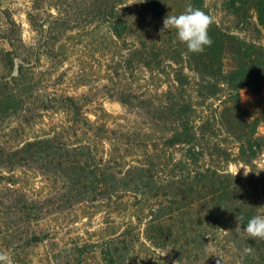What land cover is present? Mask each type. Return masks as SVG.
<instances>
[{"label": "trees", "instance_id": "trees-1", "mask_svg": "<svg viewBox=\"0 0 264 264\" xmlns=\"http://www.w3.org/2000/svg\"><path fill=\"white\" fill-rule=\"evenodd\" d=\"M125 1L32 0V42L23 39L12 11L0 9V167L11 173L35 165L42 176L61 183L44 208L25 194L14 201L15 224L39 222L50 207L100 203L120 210L124 219L121 232L105 242L106 264L137 260L134 250L142 239L166 250L175 264H194L220 232L230 233L239 264H264V240L234 231L236 216L245 218L243 229L248 219L264 214V186L255 166L264 152V135H258L264 110L251 117L239 94L264 90V47L214 22L212 45L191 53L173 43L175 30L160 29L167 15L182 13L189 3L212 16L206 0H143L123 7ZM221 2L240 29L253 4L264 29V0ZM91 25H106L111 34L106 50L114 75L144 70L167 80L155 93L121 92L117 101L133 116L130 121H110L104 110L105 119L91 121L88 99L57 88L54 68L63 55L55 37ZM42 57L49 60L46 68ZM49 112L63 113L64 125L42 138L14 140ZM229 164L250 172L235 176ZM48 236L31 234L33 240ZM246 247L251 254L244 253Z\"/></svg>", "mask_w": 264, "mask_h": 264}, {"label": "rangeland", "instance_id": "rangeland-1", "mask_svg": "<svg viewBox=\"0 0 264 264\" xmlns=\"http://www.w3.org/2000/svg\"><path fill=\"white\" fill-rule=\"evenodd\" d=\"M141 1L143 0H126L123 7L137 6ZM31 2L32 0H0V9L9 8L14 19L21 23L26 42H32V37L35 36L27 18ZM206 4L215 22L224 30L238 35L252 45L264 47V29L259 24L253 4L248 8L244 30L238 28L235 19L222 7L221 0H206ZM49 12L54 13V10ZM110 39L111 34L106 25L77 28L55 37L54 42L60 48L63 59L60 62V58L54 60L59 62L54 68V78L61 91L90 101L86 112L91 121L105 119L103 110L111 116L110 121L116 117L119 118L118 122L124 118L130 121L133 116L126 115L125 109L117 101L121 92L125 91V95L128 94L127 91L147 93L151 90L155 93L166 88L167 80L152 77L144 70L114 75L109 70L111 57L106 50V40ZM48 62L46 57L41 58L43 68L47 67ZM61 73L64 74L62 80H57ZM239 94L242 110L253 118L260 117L264 110V90L244 89ZM65 120L66 116L61 112L46 113L31 126L25 127L24 133L14 140L42 138L51 134L56 127L64 125ZM258 135H264V124L258 128ZM228 147L236 153L233 144ZM255 166L258 170L257 178L264 186V152ZM35 167H19L11 173L0 167V251L11 255L14 264H106L101 256L106 247L105 242L118 235L123 228L124 219L118 209L109 210L100 203L79 204L72 209L62 210L50 207L48 214L42 216L43 220L39 222L24 220L21 224H15L19 213L11 208L14 201L21 199V196L23 198L25 194L33 206L44 208V200L52 199L56 189L61 186L60 182L55 183V180L42 176ZM241 167L248 170L242 164H229V169L234 173ZM243 168L238 174H244ZM31 234L41 238L44 234L49 236L46 240H33ZM230 239L229 232L213 236L204 258L194 264H239L238 254ZM134 251L137 260L125 264H175L166 250L154 248L143 239Z\"/></svg>", "mask_w": 264, "mask_h": 264}, {"label": "clouds", "instance_id": "clouds-1", "mask_svg": "<svg viewBox=\"0 0 264 264\" xmlns=\"http://www.w3.org/2000/svg\"><path fill=\"white\" fill-rule=\"evenodd\" d=\"M214 22L211 15L189 3L182 13L167 15L163 19V27L160 29V33L175 30L176 39L173 40L174 44L179 42L185 45L191 53H202L206 47H210L213 43L209 35V29ZM241 168L236 171L235 176ZM243 169L244 175L247 176L250 171L246 168ZM244 220L245 218L242 215L236 216L237 223L234 231L237 234L244 233L250 239L264 240V214L255 215L248 219L246 227L242 229L241 225L245 224ZM243 251L247 255L251 254L253 249L246 247ZM0 264H14V260L6 251H0Z\"/></svg>", "mask_w": 264, "mask_h": 264}]
</instances>
